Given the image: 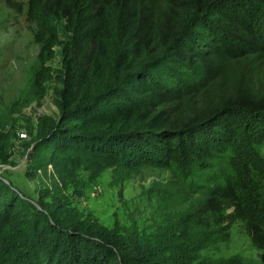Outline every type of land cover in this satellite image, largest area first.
<instances>
[{"label":"trees","instance_id":"1","mask_svg":"<svg viewBox=\"0 0 264 264\" xmlns=\"http://www.w3.org/2000/svg\"><path fill=\"white\" fill-rule=\"evenodd\" d=\"M25 12L35 85L58 84L34 151L125 177L168 169L200 198L165 249L65 224L0 181V264H227L231 247L264 262V0H27Z\"/></svg>","mask_w":264,"mask_h":264},{"label":"rangeland","instance_id":"2","mask_svg":"<svg viewBox=\"0 0 264 264\" xmlns=\"http://www.w3.org/2000/svg\"><path fill=\"white\" fill-rule=\"evenodd\" d=\"M11 1L22 11L0 0V181L33 202L42 201L65 224L106 227L122 237L136 230L145 241L171 248L180 215L200 197L187 192L170 170L143 168L125 177L121 171L99 170L69 154L65 155L70 162L47 159L49 148L34 151L44 120L58 115L54 95L58 84L49 80L41 91L36 87L40 47L33 41L35 25L25 18L27 0ZM54 53L46 65L57 75L60 46ZM260 151L264 159V147ZM231 249L239 256L227 264H264L253 251Z\"/></svg>","mask_w":264,"mask_h":264},{"label":"built area","instance_id":"3","mask_svg":"<svg viewBox=\"0 0 264 264\" xmlns=\"http://www.w3.org/2000/svg\"><path fill=\"white\" fill-rule=\"evenodd\" d=\"M19 136H20L21 138H25V137H26V134H25V133H20Z\"/></svg>","mask_w":264,"mask_h":264}]
</instances>
